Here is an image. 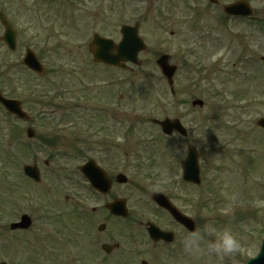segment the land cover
I'll return each mask as SVG.
<instances>
[{
	"label": "rangeland",
	"instance_id": "374dc122",
	"mask_svg": "<svg viewBox=\"0 0 264 264\" xmlns=\"http://www.w3.org/2000/svg\"><path fill=\"white\" fill-rule=\"evenodd\" d=\"M217 1L218 7L205 0H53L48 4L0 0V6L5 4L0 11L17 32L15 51H7L0 43L2 94L17 97L32 118L58 107L48 120H33L31 128L38 135L51 123L50 127L60 131L57 151L69 156L62 154L63 161L52 164L64 169L63 182L53 184L60 187L50 189L47 182L36 186L24 180L20 168L46 160L48 152L21 148L17 142L29 140L24 122L0 109V261L106 264L99 244L92 239L99 235L96 228L101 224L98 212L92 211L98 202L82 188L77 168L86 159L120 156L118 163L124 155L146 154L154 162L152 172H148L150 168L133 170L129 158L120 170L129 184L147 194L160 188L150 184L180 180L179 162L188 144L201 152L204 181L198 195L206 198L199 203L203 228L207 224L218 230L230 227L243 250L221 260L205 243L199 252H186L185 262L166 264H243L256 254L264 237V130L256 126L264 117V31L257 30L254 22L228 20L221 7L245 1L254 17L264 18V0ZM137 21L139 37L147 47L138 57L141 66L129 65L126 70L95 66L87 50L92 35L118 42L120 26ZM2 34L0 25V37ZM26 48L44 64V76L30 75L19 63ZM163 54L178 68L173 97L155 63ZM56 79L64 97L72 101L83 98L81 106L88 108L89 100L98 97L126 109L128 118L123 129H117L116 141L105 138L113 136L114 129L102 136L93 132L89 114H84L86 118L76 114L69 120L59 117L58 123L56 114L66 109L62 99H57V105L49 101L50 107L40 105L38 92L52 93ZM197 99L203 101L202 108L191 107ZM166 117L180 119L188 138L165 140L152 120ZM105 143L113 150L102 154L99 146ZM129 188L119 186L118 195L133 204L137 196ZM78 213L84 214V220ZM22 214L32 217L31 230L11 231L9 223ZM212 239L215 234H205V242ZM132 254L130 260L144 259L149 264H161L165 256L162 250L158 259L147 250Z\"/></svg>",
	"mask_w": 264,
	"mask_h": 264
},
{
	"label": "flooded vegetation",
	"instance_id": "af4514ba",
	"mask_svg": "<svg viewBox=\"0 0 264 264\" xmlns=\"http://www.w3.org/2000/svg\"><path fill=\"white\" fill-rule=\"evenodd\" d=\"M43 1H46L44 2L46 4H48V1L53 2L52 0H41V2ZM1 4V6L5 5L3 3ZM214 6L218 7L220 4H214ZM0 13L4 14L3 11H0ZM140 19L144 20L145 17ZM227 19L230 20V18ZM258 22L260 24L262 23L260 17L257 23ZM135 23L140 25L139 21ZM0 25L2 26L1 22ZM0 43H2L5 49L9 51L5 43H3L1 40ZM22 59L23 56L20 58V64ZM0 90L2 92L1 86ZM97 98L98 97L89 100L91 103L88 108L79 106L82 108V110H80V112H74V117H76V114H79L86 118L89 114L91 125L94 126L93 132L98 133L100 136H102L104 133H112V130L114 129V133L111 134L113 136L105 137L111 142H114L117 140L116 136H118L115 135L117 133V129L122 130L126 124V118H128L126 109L123 107L121 108V106L118 104L110 105L109 103H106V101H103V99L98 100ZM50 114H53V112H41L37 115V118L48 120ZM42 116L44 118H41ZM36 121L37 120H35V122ZM29 123L31 126L33 122L30 121ZM42 124L44 126L47 125L45 121L42 122ZM59 133V130H55L54 127H50L48 125L47 128L44 127L42 129V134H35V136L31 140H27L26 143L25 141H22V145H20V147H25L26 149L33 148L37 150L46 149L47 151H57V149L60 148L59 143L61 137H59ZM130 133H132V131H130ZM24 143L25 145H23ZM110 150H113V147L107 145V143H105L103 146H99V151L102 154L109 153ZM196 151L199 153L200 162L201 152H199L197 149ZM60 156H62V154L58 156L56 153H51L46 160L34 162V164L37 166V170H39L41 179L40 184H36V186H40L41 184H45L47 182V186L50 189L54 186L60 187V185L53 184L59 183L61 181L63 182L62 178H64V169L62 167L59 169L52 167V164L55 162L63 161V158ZM131 156L132 158H130L128 155H124L123 162L121 161L118 163L117 158L120 156L92 158L86 159V161L83 162V164L88 161H92L94 163L96 168L95 172L103 179L106 189L105 193L94 192L96 196L95 199L98 202V207L92 211L93 213L98 212L99 217L101 218V224L98 226H101L102 229L100 232H98L99 235L96 238L93 237L92 239L99 244V250L101 253H103L104 259L107 261L106 264H137V262L141 264L144 259H140L136 262V259L130 260L128 255L132 253L135 255H140V253L144 252V250L155 252L157 254L155 257L157 259L161 258L162 250L165 256L163 257L164 262L161 264H166L168 262L183 263L186 261L185 259L188 256L186 251H184L185 249L182 243L183 239L186 236L192 234L197 229L203 230L201 217H199L201 211V205L199 206V203H203L202 201L204 199L206 200V198L201 196L199 199L198 194L202 189L201 184L200 186H197L183 183L181 179L179 181L175 179H168L166 181H158L159 183L156 182L158 183L157 185L155 183L150 184V187L152 188H160L156 192L151 191L147 194L145 192H139L141 188L138 187L139 189H135L136 187L132 184H129V181H127L124 185L118 184L116 177L118 175L125 177V174L121 170H124L123 168L127 164V161L125 160L128 158L130 159V166L133 170L142 169L145 171L150 168L148 170L149 172L151 170L153 171L154 169L152 168V164H154L153 160L145 158L146 154H135ZM148 161H150L152 166L148 165ZM170 165L173 166V164ZM78 177L82 180L84 185H87L83 175L78 173ZM200 180L203 183L204 180L202 179V174ZM119 186L124 188L129 186L130 188L127 190L130 191L131 194L136 193L137 197H135L136 199L134 200L133 204H129V198L118 195ZM158 193L161 194L169 206L174 207L180 215L182 214L185 217L193 220L195 228L194 231L189 232L187 228H185L182 224H179L175 218H173L165 209L157 206V204L153 201V195ZM133 198L134 196L131 197L130 202ZM121 199L125 200L126 208L128 209V216L126 219L114 217L112 215V211L110 210L113 208L112 206L114 203H116V200ZM68 201L73 203L71 198H68ZM78 217L81 218V221L84 220L83 213H78ZM151 225L165 234L161 235L158 233L160 238H157L156 240L152 239L148 233V229ZM31 228L32 225L27 230H21L20 233L28 232L31 230ZM93 240H91L92 246L96 247V243H94ZM123 247L126 248V250L124 249V252ZM181 256H183V258H181ZM152 262H155V259H152ZM147 264L149 263L147 262Z\"/></svg>",
	"mask_w": 264,
	"mask_h": 264
},
{
	"label": "water",
	"instance_id": "95a60500",
	"mask_svg": "<svg viewBox=\"0 0 264 264\" xmlns=\"http://www.w3.org/2000/svg\"><path fill=\"white\" fill-rule=\"evenodd\" d=\"M211 3H216V0H208ZM223 12L231 15V16H239L242 18H247L252 15V11L249 7V5L245 2H236L235 4L232 5H227L223 8ZM0 22H2L4 26V36H3V41L8 45L10 50H13L15 48V32L10 28L8 25V22L5 21V19L2 17L0 14ZM121 41L119 44L115 45L112 40H106L102 39L99 36H94L93 41L91 42L89 46V50L92 53L93 60L97 62H103L106 65L110 66H115L119 68H125L124 63L130 62L135 65H139V61L137 59L138 54L145 50L144 42L142 39H140L137 35V26L133 27H123L121 29ZM28 53V52H27ZM168 57L163 55L157 60V65L161 69V72L165 79H167L169 86H172V76L174 75L175 72V67H172L168 64ZM24 64L27 65L28 68L33 70L34 72L41 73L40 65L37 63L35 57L31 53H28L25 56V59L23 61ZM0 103L7 109V111L14 116L16 115L17 117H21L26 119L27 117L24 115V113L21 110V107L19 106V103L17 101H11L7 99H3L0 96ZM203 103L200 100H197L192 103V106H198L202 107ZM160 128L162 133L165 135H172L174 132H179L181 135L186 136L185 130L182 128L180 125V122L178 120H169L165 119L163 121H155ZM257 126L264 129V118L259 120L257 122ZM32 132H28V136H32ZM188 155L187 158L184 162H182V175L184 180L188 182H193L198 184L199 183V174H198V163L197 159L198 156L192 148H189L188 150ZM91 164H86L84 168L86 171H84L86 177L90 180L91 184L93 186H96V178H94V174L92 175L89 173V171H92L90 168ZM28 169V168H27ZM30 176L33 178H36L37 175L34 172H31ZM117 182L118 183H125V178L122 176H117ZM100 189V188H99ZM163 197H158L155 199V201L160 204L163 208H166L170 211H172L171 208L167 207L166 201ZM113 208L110 209L112 213L116 216H121V217H126L127 212L125 209V201L120 200L119 203L116 202L112 206ZM178 220L182 222V224L189 229H194L193 224L190 225L189 223L191 222L189 219L183 217V216H177ZM28 224H26L27 227ZM22 226H13V228H20ZM102 228L99 227V230ZM160 233L158 230H155L152 235V237L157 238V235ZM260 249L259 252L256 256V258H252L247 260L245 264H264V238L260 244ZM4 264V263H1Z\"/></svg>",
	"mask_w": 264,
	"mask_h": 264
},
{
	"label": "clouds",
	"instance_id": "9594fccd",
	"mask_svg": "<svg viewBox=\"0 0 264 264\" xmlns=\"http://www.w3.org/2000/svg\"><path fill=\"white\" fill-rule=\"evenodd\" d=\"M178 135L179 134L176 133L171 137L175 138ZM205 234H215V239L205 242ZM182 243L185 251L190 253L201 251L202 246L206 243L207 250L214 253L221 260L226 257H233L243 250L241 241L230 227L218 230L212 224L205 225L203 230L197 229L192 234L186 236Z\"/></svg>",
	"mask_w": 264,
	"mask_h": 264
},
{
	"label": "trees",
	"instance_id": "16d2710c",
	"mask_svg": "<svg viewBox=\"0 0 264 264\" xmlns=\"http://www.w3.org/2000/svg\"><path fill=\"white\" fill-rule=\"evenodd\" d=\"M261 29V28H260Z\"/></svg>",
	"mask_w": 264,
	"mask_h": 264
}]
</instances>
